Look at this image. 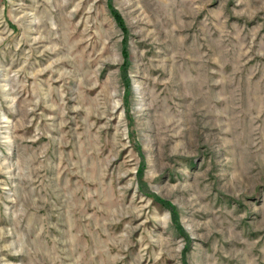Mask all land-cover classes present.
Instances as JSON below:
<instances>
[{"label": "rangeland", "instance_id": "rangeland-1", "mask_svg": "<svg viewBox=\"0 0 264 264\" xmlns=\"http://www.w3.org/2000/svg\"><path fill=\"white\" fill-rule=\"evenodd\" d=\"M0 264H264V0H0Z\"/></svg>", "mask_w": 264, "mask_h": 264}]
</instances>
